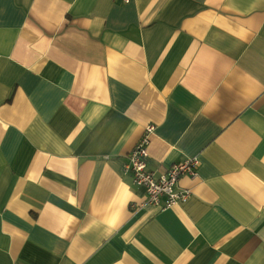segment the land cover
<instances>
[{
    "label": "crops",
    "instance_id": "0c3cea01",
    "mask_svg": "<svg viewBox=\"0 0 264 264\" xmlns=\"http://www.w3.org/2000/svg\"><path fill=\"white\" fill-rule=\"evenodd\" d=\"M0 264H264V0H0Z\"/></svg>",
    "mask_w": 264,
    "mask_h": 264
},
{
    "label": "built area",
    "instance_id": "2783aa9c",
    "mask_svg": "<svg viewBox=\"0 0 264 264\" xmlns=\"http://www.w3.org/2000/svg\"><path fill=\"white\" fill-rule=\"evenodd\" d=\"M154 126H148L144 137L131 152L126 171L132 173L134 183L143 187L147 193L148 203L160 205L163 209L172 208L189 197V192L181 191L179 181L182 176H195L199 165L198 158H190L174 164L166 173L156 177L148 169V147ZM165 201L162 203V201Z\"/></svg>",
    "mask_w": 264,
    "mask_h": 264
}]
</instances>
